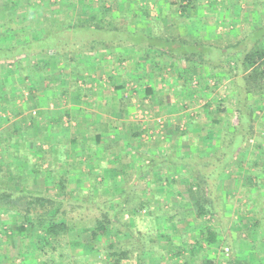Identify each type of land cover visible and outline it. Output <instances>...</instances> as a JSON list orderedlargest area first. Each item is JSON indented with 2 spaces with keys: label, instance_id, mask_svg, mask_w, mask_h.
Returning <instances> with one entry per match:
<instances>
[{
  "label": "crops",
  "instance_id": "1",
  "mask_svg": "<svg viewBox=\"0 0 264 264\" xmlns=\"http://www.w3.org/2000/svg\"><path fill=\"white\" fill-rule=\"evenodd\" d=\"M10 1L8 7L1 1L0 18L8 16L11 20L7 25L8 34L15 35L10 38L18 39L17 45L30 41L31 35L41 38L53 18L57 30L62 32L91 27L96 20L99 24L94 30L97 32L114 30L137 34L131 42L121 40L103 44L118 49L102 51L101 47L91 52H83L78 44L75 50H68V47L74 46V41L70 36L65 40L61 37L58 44L62 53L59 55L19 56L17 61L22 59L26 62L20 70L12 65H0V134L6 132L14 140L22 135V152L25 156L28 154L22 158L27 159L31 153L34 156L33 149L37 150L36 147L41 145V152L62 158L57 159L60 160L57 169L45 168L44 174L70 173L77 188L93 190L97 184L106 187L108 183L112 185L115 182L112 176L120 170L117 166L121 165L119 162L116 164V160L121 158L117 149L122 156L130 148L128 144H143L141 146L144 151H149L151 158L163 159L161 154L169 148V142H175V139L183 141L187 144L182 148L186 160L191 164L192 160L196 161V155L200 159V170L194 168L196 171L193 173H215L218 176L220 172L215 179L213 198L217 210L206 214L211 221L213 216L217 219L211 223L215 227L208 226L212 234H220L214 242L226 232L235 234L236 230L244 240L231 238V251L238 254L233 257V264L236 260H239L236 264H264V252L252 242L253 238H258L260 231L264 232V85H253L251 87L255 91L250 87L245 94L236 84L239 85L246 73L235 72L226 81L222 79L217 88L218 99L222 100L219 123L206 119L203 125L195 118L192 112L195 109L184 110V102H181L187 98L191 106L198 107L196 115L204 112L202 108L211 98L206 82L192 86L194 88L190 83V78L203 72L199 66L194 67L181 57L187 55H171L167 49L207 43L205 46L214 48L215 52L219 49L222 54L210 59L211 67L218 69L227 56L221 42L225 36L223 31L243 29L234 26L233 15L244 14V3H236V0H229L230 3L227 0H116L120 8L106 16V9H100L101 0H92L95 4L93 8L86 7L81 0ZM143 2L150 4L149 10L141 6ZM176 2L178 6L175 8ZM180 4L191 6L184 10L183 16ZM250 6L256 15L259 8H263L264 14V0H252ZM145 13L150 15V19L145 20ZM96 15L99 19L94 18ZM208 16L212 20L214 18L213 24L209 23ZM251 26L250 41L253 46L259 47L261 40L257 44V38L264 34V25L259 23V17H255ZM10 38L1 44L5 39L0 36V45L7 48L15 44ZM237 42H240L239 39ZM89 46L92 47V44ZM205 57L208 58L204 55L199 60L203 61ZM45 63L47 66H44ZM203 74L201 79L197 77L199 84L206 78ZM217 75L222 76L223 73ZM225 84L232 85L231 92H225ZM123 88L128 93L123 94V100L114 103L112 94H115V89ZM228 101L231 108L226 106ZM229 112H235L231 121L225 117ZM240 115L250 118L253 131L249 144L243 150L234 145L237 138L225 135L226 131L232 132L233 127L239 124ZM178 124H185L190 134L183 137L174 133ZM206 125L209 132L199 137L197 133ZM192 130L197 133H192ZM157 131H160L159 134ZM163 131L166 134H161ZM118 144L121 147L115 148ZM143 155L140 154V157L143 158ZM132 158H136L135 155ZM225 159H228L226 167L219 168ZM65 164L69 168H65ZM156 173L158 175V171ZM96 175L102 176V180L94 183ZM57 182L54 177L53 184ZM206 203L205 208H209L213 202ZM226 204L229 209L225 211L223 206ZM225 218L229 222L227 229L220 228L218 224ZM239 222L245 224L244 230L237 225ZM246 252H253V255L245 257Z\"/></svg>",
  "mask_w": 264,
  "mask_h": 264
},
{
  "label": "rangeland",
  "instance_id": "2",
  "mask_svg": "<svg viewBox=\"0 0 264 264\" xmlns=\"http://www.w3.org/2000/svg\"><path fill=\"white\" fill-rule=\"evenodd\" d=\"M1 1L2 0H0V8L2 7ZM5 1L6 0H3V2ZM225 1L226 0H223V2ZM227 1L230 3L229 0ZM251 1L252 0H236V3L238 2H240V4L244 3L243 11L245 12L242 16H239L238 14L233 15L235 18L234 26L237 25L243 29L241 31H239V29L238 30L236 29V31L234 30V32H232V30L223 31V33H225V36L222 38L221 42H222V48H225L227 51V56L226 58L223 59L224 61L219 64L218 69L215 70L214 68H212L211 65L213 64L211 62L209 64H206V60H207L206 57L204 61H202V60H199L200 56L197 55L198 57H196L194 61L190 62L191 65L194 67L199 66L200 71L203 72L204 74L203 73L202 74L206 77L205 79L202 78L203 82L201 84H199V79H201L202 74L195 75V78H190L191 79L190 83H193L191 87L192 86L197 87V86L204 84V82H206L205 86L208 89V92L211 93L210 95L211 98L207 102L205 107H203L204 109L202 108V111L204 110L203 113H205L204 115L203 113L202 114L199 113L196 115V110L198 109V107L191 106L187 98H186V101L182 100L181 102H184L182 105L183 107H185L184 110L195 109L192 112L196 116L195 118L199 120V122L203 125L205 123V121L203 120H206V119L217 120V123H219L218 118H219V113L222 108V105L220 104L222 100L218 99L219 94L217 93V88L220 86L222 79H225L223 81H226V78L231 77V75L235 72L236 73L238 72L246 73V76L241 78L239 85L236 84V87L239 86L241 88V91L244 90L245 94H246V89L249 86V83H250V86H251V82L254 83V81H251V80H248L249 81L248 83L246 77L249 76L248 75L249 72L250 73L253 72L252 70L254 69L255 66L258 65V63L244 70L242 66L241 58H243L244 55L247 54L254 47L249 37V33L251 31L250 28L252 27L251 26L252 20L255 19V17L257 18L259 17V23L261 25H264V14L261 10L263 8H259L258 15H256V13H254V9L250 6ZM145 3L146 2L141 3V6L145 7V10H147L148 8H150L149 7L150 4L148 5V3L147 4ZM99 4H100V8L103 11L104 9H106L105 11L106 16H109L112 10L114 12V9L120 8V7L118 8V5H116L118 4V1L116 0H101ZM174 5L176 8L178 6L177 2L174 3ZM85 6L86 7L90 6V8H93L95 7V4L93 5L92 0H90L89 3L85 2ZM70 7L72 8L73 6L70 5ZM245 14L246 15L248 14V16L245 17ZM97 16L98 15H96L94 18L99 19ZM145 17H146L145 20L150 19V15H147L146 13H145ZM208 17H209V23L213 24L212 22L214 18L212 20L211 16H208ZM117 21L120 22V20H117ZM97 24L99 23L96 22V20H94V24L91 27H84V28L77 27L76 29L73 28L69 36L71 37V40L74 41L73 42L74 46L68 47L67 49L70 50L74 48L76 44H78V48H81L83 44H85L86 46H89V44H92L91 49L102 47L101 48L102 51L113 50V49H118V48L112 47V46H106L103 44L105 43L108 44L110 41L111 43H114L115 41H121V40L131 42L132 39H135L137 37V34H135L136 32L133 33L130 31H123V32L118 31L116 33L114 32V30L113 32L104 30L102 32H97L96 30H94L96 27H98ZM230 25H232V23H230ZM229 28L230 26L226 29H229ZM128 34H135L136 37L135 38L130 37ZM239 34L241 35L240 37H239ZM237 39H239L240 42H237ZM63 40H65V37H63ZM207 42L210 43L209 41ZM234 42H236L235 45H233ZM206 44L207 43L203 45L200 44V46L197 45L194 47H191V46H187V47H189L188 49L190 52L193 53V51L196 50V53H197L199 50H201V48L207 49V47H210V46H205ZM261 44H264L263 38L261 39L259 46H261ZM213 49L211 50V52L214 54V55L212 54L213 57L214 58L220 57L221 56V54L219 53L220 50L217 49L218 51L216 50L215 52ZM208 60H209V57H208ZM198 71L199 69H197L196 72ZM219 73L221 74L223 73V75L218 76L217 74ZM244 78L246 80H244ZM263 81L264 79H258L257 81L258 85L259 83H262ZM224 87H225L224 90L226 93L232 91V85L228 86V84H225ZM124 93L126 94L128 93L127 91H125L124 88L115 89V94H112L114 95L113 97V99L115 100L114 103H117L120 100H123ZM79 94H81V92ZM227 103L228 104H226V106L227 107L229 106L231 108L230 106L231 102L228 101ZM234 113L229 112L225 115V117H228V120L231 121L233 120L232 118L234 116ZM215 114H217V117H215L216 116ZM176 126H177V129H176V132L174 133L182 134L181 136L183 137L188 136L190 134V132L187 131L188 128H186L185 124L183 125L178 124ZM161 130L162 129H160V131ZM39 131L44 132V130L42 129H40ZM192 131H193L192 133H197L194 130ZM207 131L209 132V129L206 125L204 128H202L201 132L197 134L199 135V137H201ZM159 132L157 131V134H159ZM165 132L166 131H163V133L161 132V134H166ZM244 133L245 134L250 133V138L253 136V131H251V129L245 131ZM144 136L147 137V135H144ZM177 137L178 136H176V138ZM239 139L240 138L237 137L235 141L236 146L243 145V143L241 142L242 140H239ZM10 140H11V137H10ZM175 142L174 140L169 142V148H167L163 152V154H161L163 158L173 159L177 155H182L180 157H184L182 148L185 147L187 144H183V141L177 142L176 139H175ZM128 145L130 148H127V153H125V155L123 154L121 156L117 149L118 157L119 158L121 157V158L116 160V164L117 162H119L121 163V165L117 166V168L120 167V170H117V172L112 176L115 182H113L112 185L111 183H108L109 185H107L106 187H104L103 185L97 184L95 188H97L98 190H95V191L93 190L92 195L98 196L101 194L102 196H104L103 198L104 200L109 201L114 197L117 199L118 196H121L122 192L126 190L130 192L133 191L134 194L138 196L137 198L143 195V197L151 201L145 207L141 208L139 212L136 213V215H133L134 220H135V225H136L134 229H140V230L145 231L147 234H149V236H145V241L143 243L144 246H146L145 248H149L143 254L144 260H145L144 264H207L206 262L208 261L210 262V264H223V263L233 264L232 260H235L233 259V257L235 256L237 257L238 254H234L231 251L230 245H232L231 243L233 241L231 240V238L233 236L237 238L239 237L241 233L240 234L237 233L236 230H235V234L234 232L233 233L226 232L224 235L222 234L223 236L219 237L216 242L210 243V244L207 243L206 241L205 242L202 241L199 238L200 231L204 230L205 228H210L208 227L209 225H211V228L213 226L215 227V224H211V223L213 222V219L215 221L217 219L215 218V216H213L212 221H211L210 218L207 219L206 215H200L198 208L199 207L202 208V204H204V206L206 204L204 202H194L188 198L189 187L195 186V183L200 181L197 175L193 173L194 171H196L194 168H196L198 171L200 170L199 165H198L200 163V159L198 155H196V161L192 160L191 164L188 160H186L187 161L186 165L164 161L161 163H157L155 167L146 169L145 166L148 160L144 158V155H143V158L140 157V154H145L146 156L150 154L149 151H147L146 149L145 150L147 152L144 151L143 146H141L143 144H128ZM157 145L158 144H156L155 146ZM39 147H41V145ZM39 147H36L37 150L33 149L34 156L31 153V155H29L27 159L22 158V156H25L23 155V152H22L24 151L23 148L18 149L19 151L18 153H16L15 150L8 149L9 152L12 151L15 154L14 155L15 162L13 163V165L16 164L18 169H22V170L24 169L25 174H28V172L30 173V170H32L31 167L32 166L34 167V165H35V168H38L39 175L36 176L35 178L30 177V179H27L25 184H22V186H25L24 189H27L29 192H32L35 194H41V195L53 197L55 192L59 191V187L53 184L54 177H56L57 180L59 182L61 181L62 184L65 186L66 191H68L69 193L71 192V196L69 197L66 195L65 192L64 194L60 193L62 196L66 195L65 203L67 202H88V201H85L88 191L82 190L81 192L77 193L75 191L77 190V187H76V183L74 182V176L71 175L70 173L65 174V175L44 174L43 171H45V168L52 169V170L57 169L56 168L57 163L55 161L54 156H51V154H49L46 151L44 153L41 152L39 150ZM120 147H121L120 144L115 146V148H120ZM125 151L126 150H122V152H125ZM1 154L2 155L4 154L3 150L0 151V159H2ZM27 155L28 154H26V156ZM133 155H135L136 158L133 159L132 158ZM67 161L69 162V160ZM226 161L228 162V159H226ZM226 161L224 160V162ZM222 163L223 162H221V164ZM107 165H109V162L107 163ZM65 168H69V167L66 166L65 164ZM219 168H222V167H219ZM157 171H158V175L156 173ZM219 174H220L219 171H218V176L217 174L214 173L215 175L214 178L215 179L218 178ZM204 175L209 177V176H212L213 174H206V173L202 174V176ZM63 177L65 178L64 180H63ZM94 177H95L94 183L99 179L102 180V176L100 175H96ZM200 179L205 181L207 185L210 184L207 180L201 177ZM66 180L68 183H65ZM46 181H49V182L46 183ZM211 183H212L211 186L213 187L212 189L213 191L216 186V181L214 179H211ZM101 190H102V193H101ZM196 190L197 188H195V191ZM81 197H84L83 200ZM98 199L100 200V197H98ZM219 204H221V202ZM223 207L225 211L229 209L228 204H226ZM219 209L220 207H218V210ZM73 215L76 216L75 211L73 212ZM98 215H99V211H97L96 208L89 207L87 208V211L81 215L83 218H78V219H88L89 218V221H90L91 219L98 217ZM225 219L220 220V222L218 223L220 228L221 227L222 228L226 227L224 229L228 228L229 222H227V219L226 220ZM123 220L124 221L131 220L130 215L124 214ZM237 225L241 227L243 230L246 227L245 224H243V222H239L237 223ZM16 226H18V219H17V215L15 214V212L0 211V264H36V257H38L39 255V251H38L39 245H36L35 241L30 242L31 240L28 237L23 238V235L17 231ZM222 232L224 231L222 230ZM156 233L160 234L161 236L164 235L165 237L169 238L170 242L167 243L168 247L163 249L160 246H158L159 245L158 243L150 245V241H147L146 239L147 238L154 239ZM218 235L220 234L215 233V237H217ZM74 236H76L74 239L75 241L77 240L81 243L90 242V237L88 234L78 235L77 233H75V234H72V237ZM239 238L241 240H244L241 237ZM110 240L121 241L123 244L118 246V248L120 247L121 249L127 248L128 250L135 249V247L134 248L130 247V245L132 244L129 243L128 240H125L124 237L122 239L120 235L116 236L115 233L113 232H112V238ZM252 242H253V246L257 247V249H259L261 252H264V232L260 231L258 238H253ZM141 246L143 245L141 244ZM226 248L228 249V251H225ZM79 250L78 249L72 250L73 255H76L79 252L84 253L85 251V250H82V251H79ZM248 255L249 256L253 255V252H246L245 257H247ZM239 256L241 255L239 254ZM77 258H80V257H77ZM94 258H95V261H94L95 263H90V261L92 260L90 258L88 259L87 263L86 261H83L81 262V264H115L114 259L111 258L107 254H102L100 252L94 253ZM38 261H39V258H38ZM133 261H134V264L138 263L135 253H133L132 255L131 262ZM236 262L238 263L239 260H236ZM236 262L234 264H236ZM120 264H131V263H128L127 261L121 259Z\"/></svg>",
  "mask_w": 264,
  "mask_h": 264
},
{
  "label": "trees",
  "instance_id": "3",
  "mask_svg": "<svg viewBox=\"0 0 264 264\" xmlns=\"http://www.w3.org/2000/svg\"><path fill=\"white\" fill-rule=\"evenodd\" d=\"M5 3L11 5L10 0H6ZM85 0H81V3H85ZM191 6L190 4L179 5L181 16L184 14V10L187 11ZM101 9V8H100ZM102 10V9H101ZM10 19L8 16H4L0 18V29L3 30V33L0 36H4V39L1 44H4L8 38L11 36H15L14 34H8L7 25L10 23ZM49 28L47 31L43 32L42 37H35L33 35L30 36V41L25 40L24 43L18 44V39H11L10 41L14 42L11 46L4 48L0 45V65L8 66L12 65L16 70L22 69V65L26 62H23L22 59L17 61V57L27 56V57H35L37 55L41 56H56L62 53V47L58 44L60 42L61 37H65V39L69 38L70 32H62L57 30L54 18L51 19ZM7 27V28H6ZM118 32V31H114ZM117 35V34H116ZM130 37H136L135 34H128ZM20 36V35H18ZM22 40V37H20ZM25 38V37H24ZM37 38V40H35ZM263 38L264 34L258 36L257 44L259 40ZM17 42V43H16ZM191 47H194L191 46ZM91 46H83L81 47L83 52L92 51ZM189 47H182L181 45L172 49L171 47L167 48L168 52L176 53L179 57L184 54L187 56L184 57L187 61H194L195 57L198 55L202 59L204 55L209 57L207 58L206 64L210 63V59L213 57V53L211 52L212 48L207 47V49L201 48L196 53V50L192 52L189 51ZM75 50V48H72ZM158 50V49H157ZM50 51H54L53 54ZM218 51V50H217ZM221 54V52L219 51ZM213 54V55H212ZM172 55V54H171ZM222 55V54H221ZM204 61V60H203ZM242 66L244 70L248 67H251L258 63L257 66L254 67L251 74L246 77L247 81H254L251 86L258 85V79L264 78V44L261 46H254L247 54L241 58ZM205 63V62H204ZM44 66H47L45 63ZM219 66V65H218ZM243 70V71H244ZM260 77V78H259ZM244 78V80H246ZM246 81V83H247ZM249 83V81H248ZM264 81L262 82V85ZM262 85L260 87H262ZM250 83L246 89V93L249 92V88L251 87ZM253 88V87H251ZM252 90L255 91L253 88ZM225 111V110H224ZM221 112V111H220ZM252 125L250 122V118L246 115H240L239 124L233 127L232 132H225L226 136L233 135L234 138H240L243 145H240V150H243L247 147L250 141V133L245 134L244 132L251 129ZM9 135L6 132L0 134V149L3 150L2 159H0V211H10L15 212L18 219V226H16L17 231L23 235V238H30V242L36 243L39 245V255L36 257V264H81V262L86 261L88 259H92L90 263H95L94 253H102L107 254L111 258L114 259L115 264H120V260L123 259L128 263L132 260L133 253L136 254V259L138 261L137 264H144V252L149 248H145L144 241L145 236H149L145 231L140 229H134L136 227L134 216L139 210L149 204L151 201L143 197L137 198L134 192L126 191L122 192L121 196L115 197L109 201L104 200V196L101 194L98 196H93V190H98L94 188L93 190H87L88 194L86 195V200L88 202H67L65 203V196H71V192L66 191L65 186L62 182H57L54 184L59 187V191L55 192L53 197H49L46 195L35 194L29 192L27 189H24L27 179L30 177L35 178L39 175L38 168L32 166L31 172L25 174L22 169H18L17 165H13L14 161V153L10 150H15L18 153V149L23 148L22 135L18 136L16 140L8 137ZM12 138V137H11ZM236 143L234 142V145ZM8 151V152H6ZM56 151H53L55 153ZM56 154V153H55ZM55 157V155H53ZM182 155H177L175 158H151L150 156H144L146 160H148L145 168L150 169L155 167L157 163L161 162H172L177 164H186V158L180 157ZM60 158V157H59ZM55 157L56 163L60 160ZM62 160V158H60ZM226 161V159H225ZM227 161L221 164L222 169L226 167ZM144 168V167H143ZM144 168V169H145ZM197 177L200 181L195 183V186L189 187L188 198L194 202H213L209 208H205L204 204H202V208L199 209L200 215H206L208 213L214 212L217 210L215 206L214 196L215 192L212 191L213 187L211 186V179L215 180V175L212 176H202L201 174H197ZM203 178L208 180L209 185L206 184L205 181L200 179ZM60 178V177H59ZM65 178L63 177V180ZM67 183V180L65 181ZM202 184V185H201ZM193 187V188H192ZM195 188L197 190L195 191ZM77 193L81 192V188H77L75 190ZM62 196L60 193L64 194ZM102 193V190H101ZM198 195V196H197ZM100 197V200L98 199ZM82 200L84 197H81ZM80 200V201H82ZM79 201V200H78ZM96 208L99 211L98 217H95L89 221L88 219H78L83 218L81 215L87 211V208ZM75 211L76 216L73 215ZM130 215L131 220H123V215ZM156 216V215H155ZM112 232L115 233L116 236H121L128 240L130 247L134 248L133 250H128L127 248L121 249L118 246L122 245L121 241H112ZM145 232V233H143ZM77 233L80 234H88L90 237V242L81 243L79 241H75V237H72V234ZM149 233V232H148ZM199 238L202 241H206L207 243H214L215 234H212L209 228H205L200 231ZM199 239V240H200ZM147 241H150V245L158 243L161 248L165 249L168 247L169 238L164 235L155 234V238H147ZM164 242V243H162ZM141 244L143 246H141ZM71 250H70V249ZM80 249L79 251L85 250L84 253H77L73 255L72 250ZM70 250V251H69ZM80 257V258H77ZM39 258V261H38ZM43 258V259H41ZM58 261V262H57ZM210 264V262H206Z\"/></svg>",
  "mask_w": 264,
  "mask_h": 264
},
{
  "label": "built area",
  "instance_id": "4",
  "mask_svg": "<svg viewBox=\"0 0 264 264\" xmlns=\"http://www.w3.org/2000/svg\"><path fill=\"white\" fill-rule=\"evenodd\" d=\"M225 251H228V249L226 248Z\"/></svg>",
  "mask_w": 264,
  "mask_h": 264
}]
</instances>
